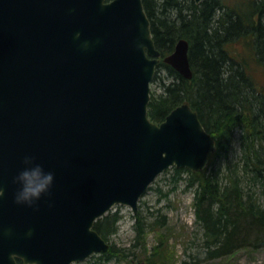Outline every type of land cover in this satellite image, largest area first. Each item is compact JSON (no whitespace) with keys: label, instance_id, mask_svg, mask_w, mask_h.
<instances>
[{"label":"water","instance_id":"water-1","mask_svg":"<svg viewBox=\"0 0 264 264\" xmlns=\"http://www.w3.org/2000/svg\"><path fill=\"white\" fill-rule=\"evenodd\" d=\"M188 52L179 38L163 57L186 79ZM159 58L142 0H0V264L106 252L97 218L114 204L136 212L170 166L208 164L216 143L188 103L159 123L148 117ZM25 154L55 173L38 208L12 199Z\"/></svg>","mask_w":264,"mask_h":264},{"label":"trees","instance_id":"trees-1","mask_svg":"<svg viewBox=\"0 0 264 264\" xmlns=\"http://www.w3.org/2000/svg\"><path fill=\"white\" fill-rule=\"evenodd\" d=\"M154 44L161 57L179 38L189 42L193 74L181 76L160 61L152 83L148 116L160 122L187 102L216 141L208 165L200 171L173 168L193 192L194 221L202 232L203 261L228 256L240 248L264 246V0H142ZM238 152L237 158L231 153ZM185 175V177H182ZM117 211L94 223L106 240L116 232ZM154 226L163 224L155 219ZM135 238L145 233L136 216ZM153 256L160 253L159 245ZM129 248L110 244L99 259L125 257ZM147 264H154L150 257ZM161 264V261H160Z\"/></svg>","mask_w":264,"mask_h":264},{"label":"rangeland","instance_id":"rangeland-1","mask_svg":"<svg viewBox=\"0 0 264 264\" xmlns=\"http://www.w3.org/2000/svg\"><path fill=\"white\" fill-rule=\"evenodd\" d=\"M164 72H159L163 79L151 83V89L157 93L161 91L162 82L169 80ZM260 77L264 81V73ZM231 157L237 158L238 152L231 153ZM173 173V168L169 167L156 176L138 200L135 213L125 204H115L108 210L117 211L121 216L116 232L109 236V243L129 248L128 255L99 259L100 254H93L71 264H147V257L155 261L154 264L160 261L161 264H264V246L244 247L223 258L203 261L205 248L201 229L194 221L192 189L183 179L174 181ZM137 215L145 222V233L138 240L134 227ZM157 218L163 219V224L154 226ZM158 245L160 253L153 256Z\"/></svg>","mask_w":264,"mask_h":264},{"label":"clouds","instance_id":"clouds-1","mask_svg":"<svg viewBox=\"0 0 264 264\" xmlns=\"http://www.w3.org/2000/svg\"><path fill=\"white\" fill-rule=\"evenodd\" d=\"M75 38L79 39L80 31L75 32ZM82 48H88L90 41L80 40ZM22 166L12 177L15 189L12 193L13 202L17 205L38 208L42 198L50 196L54 184L55 173L47 169L33 154H25L22 157ZM5 189L0 187V197L4 195ZM32 229L28 230L31 235ZM34 264H39L36 260Z\"/></svg>","mask_w":264,"mask_h":264}]
</instances>
